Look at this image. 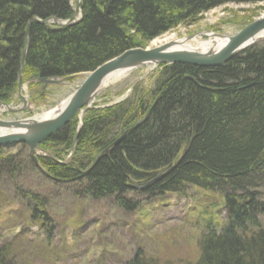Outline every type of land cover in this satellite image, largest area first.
Instances as JSON below:
<instances>
[{
    "label": "trees",
    "instance_id": "16d2710c",
    "mask_svg": "<svg viewBox=\"0 0 264 264\" xmlns=\"http://www.w3.org/2000/svg\"><path fill=\"white\" fill-rule=\"evenodd\" d=\"M261 1L80 0L77 24L49 29L29 22L71 18V0H0V104H11L16 96L28 24L23 73L49 80L88 73L217 7ZM159 68L152 89L137 101L85 112L75 151L69 142L76 134L74 119L39 145L48 155L37 157L40 168L24 144L0 147V178L16 182L24 173L35 174L54 189L73 183V194L68 192L76 198L112 199L127 214L140 205L125 197L131 183H150L143 191L132 190L147 199L196 188L216 198L224 218L202 222L194 264H264V41L218 68ZM67 151L72 158L59 162ZM77 152L87 156L75 160ZM26 197L32 204L25 205L29 218L16 210L17 221L40 223L45 241L51 240L47 199L29 192ZM0 203L15 205L7 198ZM4 259L1 255L0 264ZM138 260L131 264H150Z\"/></svg>",
    "mask_w": 264,
    "mask_h": 264
},
{
    "label": "rangeland",
    "instance_id": "374dc122",
    "mask_svg": "<svg viewBox=\"0 0 264 264\" xmlns=\"http://www.w3.org/2000/svg\"><path fill=\"white\" fill-rule=\"evenodd\" d=\"M262 16L264 0L256 4L223 5L203 13L191 24L177 26L140 49L158 47L159 42L165 39L176 41L197 38L208 41L209 38L203 35L210 34L231 37ZM95 69L69 81L63 80L59 86H45L40 90L41 94L28 87L19 91L16 88L19 100L14 97L15 104L8 105L17 110L26 103V108L23 112L14 114L3 109L0 121L41 118L54 112ZM159 72L160 68L153 65L126 72L111 84L101 86L88 110L137 101L142 92L152 89ZM88 110L77 113L73 118L76 121L73 127L76 134L79 133L82 125L80 121L83 122L82 118ZM4 131L0 129V134ZM51 148L52 151L62 149L61 146ZM71 153L65 152L59 157L62 161H58H68L72 158ZM86 156L87 154L77 152L74 159L80 160ZM167 173L168 171L161 177ZM0 180V198H7L15 204L4 208L0 203V256L5 257V264H131L135 258L140 259L138 263L194 264L198 257L197 232L201 229L202 222L209 216L224 218L222 209L216 205L215 197L192 187H188L182 194L147 199L134 194L132 190H137L131 187L141 186L131 183L128 185L130 191L125 197H132V200L135 198L140 205L136 213L127 214L117 209L114 202L108 199L96 201L76 198L72 195L73 183H59L58 188L54 189L41 177L25 173L16 182L4 176ZM260 189L264 192V187ZM28 192L45 197L48 201L47 209L54 225L50 229L53 231L51 240L45 241L40 223L20 224L17 221L16 210H21L29 218V209L26 211L25 208V205L30 208L32 206L26 197Z\"/></svg>",
    "mask_w": 264,
    "mask_h": 264
},
{
    "label": "water",
    "instance_id": "95a60500",
    "mask_svg": "<svg viewBox=\"0 0 264 264\" xmlns=\"http://www.w3.org/2000/svg\"><path fill=\"white\" fill-rule=\"evenodd\" d=\"M79 18V0H76L72 18L63 23H58L54 19L52 21L58 26L65 27L71 25L73 21L75 24ZM31 21H34V19ZM31 21L29 23H31ZM262 33H264L263 17L252 21L250 24L242 28L237 34L231 37L210 34V37L212 36L225 40L224 45L216 51H208L206 53L176 51L172 50L171 43L146 50L140 48L127 50L119 56L103 63L93 72L89 73L78 89L62 104L58 113H56L52 118H49L48 120L31 118L12 122L0 121V129L10 132L0 136V146L25 144L29 149L31 160L37 166L35 158L38 151V145L49 140L54 134L61 131L70 123L77 113L82 112L84 109L87 110L90 102L94 99L100 87L103 86L104 80L107 77L116 73H126L146 65L166 66L183 64L199 68L221 67L257 42L264 40V38L257 39ZM27 47L28 31L26 32L25 50L21 59L20 70L24 64ZM20 77L21 72L18 74V91L21 89ZM61 81L62 80H59V84ZM42 82H44L46 86L52 85L53 83L52 80H42ZM21 99L25 100L23 97ZM0 108H5L7 110L10 109L9 106L6 105H2ZM106 152L107 150L103 152V154ZM102 155H100L96 161H98ZM160 177L161 176H157L152 181H157ZM149 185L150 183L145 184L142 187L131 188L142 191Z\"/></svg>",
    "mask_w": 264,
    "mask_h": 264
},
{
    "label": "bare ground",
    "instance_id": "6f19581e",
    "mask_svg": "<svg viewBox=\"0 0 264 264\" xmlns=\"http://www.w3.org/2000/svg\"><path fill=\"white\" fill-rule=\"evenodd\" d=\"M73 1H74V4H73ZM71 3L75 7L76 0H71ZM79 3H80V0H79ZM262 17L264 18V16H262ZM71 18H72V16H71ZM53 19L56 20L58 23H63L65 21H68L70 18L67 19V20H58L56 18H50V19H48L46 21H41V20H38V19L35 18L34 21L38 22L40 24L46 25V27H48L49 29H62V28H67V27H70V26H73V25L77 24L80 21V19H81V13H80L79 20L75 24H74V21H73V23L71 25L65 26V27L64 26H58L56 23H54L52 21ZM34 21H31V22H34ZM28 26H29V24H28ZM28 26H27L26 32L28 31ZM28 36H29V33H28ZM203 37H207V38H209V40L208 41H201L200 39L196 38V39H192V40H190V39L189 40L181 39V40H176V41L173 40L172 41V39H165L164 41L159 42L158 45L162 46L164 44H170L171 43L172 50L206 53L208 51H216V50L220 49L225 43V40H222V39H219V38H216V37H212V36L210 37L209 35H203ZM259 38H264V33H262L257 39H259ZM25 42H26V36H25ZM28 45H29V39H28ZM27 49H28V47H27ZM24 50H25V46H24ZM201 51H205V52H201ZM26 52H27V50H26ZM20 64H21V61H20ZM20 64H19V67H18V70H17L16 86L18 87V74L21 72L20 88L28 87V88H31L33 90H36V92H39L41 89L43 90V88L46 86V84H44V82H42V80L43 81H45V80L44 79H38V78L36 79V78L28 77L27 74L23 73V69H24V66H25V60H24V64H23V67H22L21 70H20ZM124 74L125 73H116V74H113V75L107 77L104 80L103 86H105L106 84H111L115 80H117V79L121 78L122 76H124ZM80 75H82V74H75L73 76H67L65 78H53V79H49V80H52V82H53L51 86H59V80L69 81L71 78H73V77L75 78V77L80 76ZM40 94H41V91H40ZM61 106L62 105L58 106V108H56V110H54V112H50V113L46 114L44 117L35 118V119L48 120L49 118H52L53 116H55L56 113H58V111L60 110ZM111 106L112 105H109L107 107H111ZM80 122L82 123V120ZM7 133H10V132L9 131H4L2 134H0V136L5 135ZM77 137H78V134H74V136H72V138L69 140L70 146L73 148L74 151L76 150L77 145H78ZM119 141H120V138L117 139V142H119ZM104 199H106V198H104ZM110 201L113 202L112 199H110Z\"/></svg>",
    "mask_w": 264,
    "mask_h": 264
}]
</instances>
